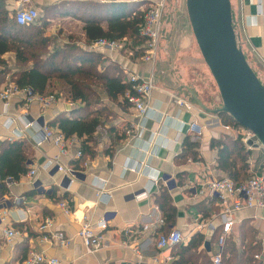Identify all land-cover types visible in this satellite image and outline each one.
Masks as SVG:
<instances>
[{
    "label": "crops",
    "instance_id": "obj_1",
    "mask_svg": "<svg viewBox=\"0 0 264 264\" xmlns=\"http://www.w3.org/2000/svg\"><path fill=\"white\" fill-rule=\"evenodd\" d=\"M20 1L5 0L7 9L15 11ZM140 1L143 0H32V4L44 8L61 3L70 7L62 10V13H66L62 15L64 23L56 26L55 21L49 19L46 35L52 41L50 52L56 47L77 43L87 51L100 54L108 64L118 63L128 74L135 73L147 79L151 73H155L157 83L150 100L149 114L145 117H141L132 106L127 111L119 107L121 113L113 126L119 129V133L128 131L126 139L116 141V136L106 131L101 134L100 142L92 145L94 153L78 156L81 144L78 138L73 137L68 155L62 157L63 165L72 169L68 174L54 164L44 168L59 149L51 141L37 143L42 137L40 128L44 123L60 131L51 125L52 122L61 114L70 116L77 107H84L80 101L73 102L68 98V86L57 80L47 85V93L59 95L57 102L47 109L37 103L26 104L18 97L9 101L0 98V141H25L32 151L28 153L27 174L18 180L10 182L7 178L0 182V264H21L31 252L58 257L68 264H159L154 262V257L173 256V249L163 251L157 248V239L161 234L179 229L188 242L194 233L200 232L197 227L202 222L207 221L211 226V229L203 231L208 239L217 227H221V220L217 217L221 207L204 185L212 177H229L218 166L219 153L211 145L213 139L240 138L250 152L249 172L253 175L260 170L264 162V147L249 149L242 140L243 128L225 126L218 115L201 109L191 93L195 92L211 109L222 107L219 90L214 88L217 84L203 59L192 29L190 31L183 25L184 38L176 46L185 50L186 54L190 53L185 57L191 58L189 62L175 60L172 54L164 59L160 46L161 56L158 53L155 61H134L122 52L90 49L91 42H88L84 28L86 24L82 20L87 10H75L78 6ZM146 1L152 4L158 0ZM231 2L240 44L264 83V0ZM56 12V15H60V9ZM95 13V18H99L101 26L107 29V8L103 6ZM169 45H172L171 41ZM2 59L7 64L0 65V91L14 83L12 75L21 69L14 51L6 52ZM166 63L175 65L176 70L170 72V69H161ZM194 66L201 68V73L213 86L215 93L212 92L209 98L199 87L198 72L193 70ZM177 99L188 106L179 105ZM8 117L21 118L9 127ZM194 120L206 127L202 139L194 140L188 133V123ZM27 121H35L34 126L26 128L24 122ZM140 123L141 128L137 127ZM15 127L24 131L22 137H14L12 130ZM186 138L198 143L197 158L183 157ZM32 168H38L34 177L29 176ZM156 178L157 184L153 181ZM163 191H168L175 208L173 224L166 222L157 203ZM144 192H147V197L135 198ZM63 202L69 205L70 214L61 207ZM235 218L231 234L240 240L242 225L256 229L257 239L262 246L260 261L263 262L264 208L238 211ZM47 219H51L52 225L42 230L41 226ZM84 223H91L93 230L103 237L101 248L94 253H88L78 234ZM7 229L18 233L11 241L5 237ZM62 238L69 240V245H61ZM216 242H212V245L210 242L213 253Z\"/></svg>",
    "mask_w": 264,
    "mask_h": 264
},
{
    "label": "trees",
    "instance_id": "obj_2",
    "mask_svg": "<svg viewBox=\"0 0 264 264\" xmlns=\"http://www.w3.org/2000/svg\"><path fill=\"white\" fill-rule=\"evenodd\" d=\"M64 4L45 7L35 23L22 26L16 22L15 11L10 12L5 0H0V65L7 64L2 56L6 52L14 51L17 54V65L21 69L12 75V81L18 86H29L42 95H50L54 94L46 91L50 82L52 84L57 80L62 85H67L68 98L73 102L80 101L84 107H77L70 116L59 115L51 125L57 127L67 139L78 138L82 155L90 154L94 153L92 145L97 144L99 133L107 131L109 135L116 136V141L126 139L128 131L119 133L118 128L107 123L106 113L112 115L113 112L108 109L104 100L109 99L123 111H127L131 104L126 99V93L131 90V83L128 73L118 63L108 64L100 54L87 51L77 43L56 47L50 52L52 41L46 35L50 22L47 14L56 15L59 9L60 15L66 14L62 10L70 7H65ZM103 6L107 8V29L101 26L102 21L99 18H95V12ZM139 6L130 2H113L108 5L87 3L75 10H87L82 20L86 24L84 28L89 43L100 38L125 42L131 39L134 56L143 57L147 38L141 34V29L148 8L142 10ZM255 71L257 72L256 69ZM55 95L59 97L58 94ZM218 116L227 127L243 128L228 113H219ZM211 145L218 150L219 168L237 184L252 176L248 164L250 152L240 138L213 139ZM183 146L184 158H197V142L186 138ZM28 153L32 151L25 141H0V182L7 178L18 180L27 174L30 161ZM157 203L166 222L173 224L175 208L168 191L161 193ZM220 233L221 227L215 229L210 239L203 232L194 233L186 244L173 249L171 264H214L213 251H207L205 243L210 241L212 245ZM239 237L240 240H237L231 234L226 241L223 248L224 264H264L256 257L262 252L256 229L250 225H242Z\"/></svg>",
    "mask_w": 264,
    "mask_h": 264
},
{
    "label": "built area",
    "instance_id": "obj_3",
    "mask_svg": "<svg viewBox=\"0 0 264 264\" xmlns=\"http://www.w3.org/2000/svg\"><path fill=\"white\" fill-rule=\"evenodd\" d=\"M135 1V0H134ZM168 0H158L152 3L147 9L145 14L144 25L141 29V34L147 38L145 61H155L159 53L160 40L163 33L164 25V14ZM20 6L15 11V19L19 25H28L35 23L40 18V10L38 7L32 5V0H21ZM125 48L124 40H110L107 38H100L90 44V49H107L111 52H121ZM129 82L131 83V90L126 93V99L135 108L141 117H145L149 114L150 100L152 97L153 90L156 88L157 76L155 73H151L147 79L141 78L135 73L128 74ZM13 97H18L24 100L26 104L37 103L43 109L51 107L57 102V96L55 94L42 95L36 92L32 87H20L15 83H11L5 86L0 91V98L9 101ZM179 105H186L183 101L176 100ZM8 104V103H7ZM21 117H8V126H12ZM35 121L24 122V126L33 127ZM141 123L137 127L141 128ZM42 137L37 140L38 144H42L46 141H51L59 151L53 158H50L45 164L44 168L52 166L53 164L57 168L68 174L71 172V168L63 165L62 157L69 153V143L73 141V138L67 139L62 132L55 131L49 125H42ZM206 131V127L197 120L188 123V133L194 140L202 139ZM242 140L249 149L255 146L264 147L263 144L259 143L256 134L248 128L243 127ZM14 137H22L24 131L20 128L15 127L12 130ZM77 155L81 156L82 151L78 150ZM38 172V168H32L29 172L30 177H34ZM13 178H9L8 181H12ZM157 184L158 179H153ZM205 187L208 188L209 192L215 197L221 207L218 218L221 220V233L216 242V250L213 253L212 260L214 264H224L223 248L230 237L236 218L235 213L244 209L251 208H264V162L262 163L260 170L255 172L248 180L237 184L230 177H212L204 182ZM144 196L142 197L141 195ZM147 192L136 195L135 198L142 199L147 197ZM61 207L65 213L70 214L71 209L67 202L61 203ZM52 225L51 219H47L41 226L42 230L47 229ZM105 223L102 222V226ZM211 229L207 221L202 222L198 225L197 229L200 232ZM18 233L13 229H7L5 231V237L8 241L17 235ZM79 236L82 238L88 253H94L99 250L103 244L102 235L96 233L91 227V223H84L83 227L79 231ZM187 237L179 229H173L172 231L161 234L157 239V248L163 251H172L177 246L186 244ZM60 244L63 246L69 245V240L61 239ZM257 259L261 256L257 255ZM173 256H157L154 257V262L159 264H171ZM264 262V260H263ZM21 264H68L58 257H50L45 253L31 252L30 255L21 262Z\"/></svg>",
    "mask_w": 264,
    "mask_h": 264
},
{
    "label": "water",
    "instance_id": "obj_4",
    "mask_svg": "<svg viewBox=\"0 0 264 264\" xmlns=\"http://www.w3.org/2000/svg\"><path fill=\"white\" fill-rule=\"evenodd\" d=\"M187 13L203 59L217 84L222 107H207L191 92L201 109L228 113L253 131L264 145V83L250 64L236 31L231 0H186ZM211 251L210 242L205 243Z\"/></svg>",
    "mask_w": 264,
    "mask_h": 264
},
{
    "label": "rangeland",
    "instance_id": "obj_5",
    "mask_svg": "<svg viewBox=\"0 0 264 264\" xmlns=\"http://www.w3.org/2000/svg\"><path fill=\"white\" fill-rule=\"evenodd\" d=\"M137 4H138V6L140 5L139 7L142 10H146L147 8H149L152 5L151 1H146V0L137 2ZM32 5L38 7L41 12L44 9V7H42L36 3H33ZM43 14L45 15V12H43ZM51 14L52 13L47 14V17H48V19H53L55 21L54 24L56 26H58V24L64 23L62 15H55V13L52 15ZM163 22H164V25H163L164 29H163L162 38L160 41V52L164 53V57L169 56L168 54H170V55L172 54L173 55L172 58L175 60L184 59L185 61H188V62L191 61V58H189V57L187 59L185 58L186 55H190L189 51H187V53H189V54H186V52H184L185 50H181V47H178V48L176 47L177 45L181 44V40L184 38V36H183V30L185 29L184 26H186V28L188 27V30L190 28V31L192 29L191 24L189 22L188 13H187L186 0H168ZM169 41H171L173 46L169 45ZM132 45H133V43H132L131 39L129 40V42L126 41L125 42V48L121 52L124 53L125 55L127 54L134 61H137L138 59L144 61L145 53H144L143 57L142 56H134L135 53H134V50L132 49ZM167 51H168V53H167ZM177 53H179V54L175 55ZM182 53H184V54H182ZM159 54H160L159 56H161V53H159ZM166 57L164 59H166ZM159 58L161 59V57H159ZM174 68H176L175 65L172 66L170 63H166V64L162 65L161 69L166 70V71L170 69L171 70L170 72H174L176 70ZM161 69H159V70H161ZM193 70L195 72H198L200 89L203 91V93H205V97L209 98V96H212V92H213L212 84L211 83L209 84V82H208L209 79L205 78L203 73H201V68L194 66ZM214 88L216 89V91H218L217 86H214ZM214 93L215 92H213V94ZM104 103L107 104L108 109L113 112L112 115H109L110 113H108V112L106 113L107 114V119H106L107 123L109 124V126L114 125L115 122L118 121V118H119L118 115L121 113L120 112L121 109L114 102L112 103V102L108 101L107 99L104 100ZM101 134L102 133H99L100 137L98 136L97 143H99L101 140V137H102ZM256 147H258V144Z\"/></svg>",
    "mask_w": 264,
    "mask_h": 264
}]
</instances>
